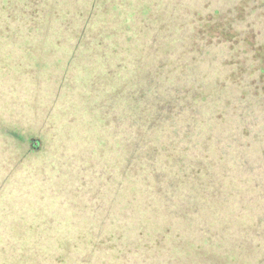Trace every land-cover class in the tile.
I'll use <instances>...</instances> for the list:
<instances>
[{
  "label": "trees",
  "instance_id": "obj_1",
  "mask_svg": "<svg viewBox=\"0 0 264 264\" xmlns=\"http://www.w3.org/2000/svg\"><path fill=\"white\" fill-rule=\"evenodd\" d=\"M228 1L0 0L29 34L38 18L71 29L88 75L97 64L81 95L100 116L91 154L107 177L85 207L102 217L78 264L104 251L100 233L120 264H264L263 48ZM56 245L64 264L75 244L36 251Z\"/></svg>",
  "mask_w": 264,
  "mask_h": 264
},
{
  "label": "rangeland",
  "instance_id": "obj_2",
  "mask_svg": "<svg viewBox=\"0 0 264 264\" xmlns=\"http://www.w3.org/2000/svg\"><path fill=\"white\" fill-rule=\"evenodd\" d=\"M227 4L245 26L249 44L258 35L250 49L263 48L264 62V0ZM13 10L11 18L0 16V264H58L55 258L64 253L58 245L44 256L36 245L64 241L75 244L64 264H78L102 217L99 207H85L94 186L106 181L91 154L100 116L86 114L88 104L81 95L97 64L88 75L84 49L82 55L71 50V29L60 32L56 22L46 25L38 18L32 21L39 24L38 32L29 34L28 20ZM79 168L82 173L74 176ZM116 209L105 222L107 232L113 230ZM100 235L95 242L104 251L98 249L86 264H120L111 248L114 241Z\"/></svg>",
  "mask_w": 264,
  "mask_h": 264
}]
</instances>
